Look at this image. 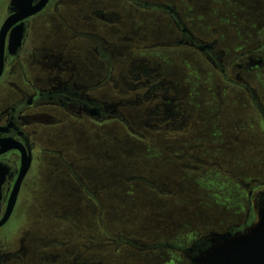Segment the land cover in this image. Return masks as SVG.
<instances>
[{"label": "rangeland", "instance_id": "1", "mask_svg": "<svg viewBox=\"0 0 264 264\" xmlns=\"http://www.w3.org/2000/svg\"><path fill=\"white\" fill-rule=\"evenodd\" d=\"M67 1L72 4L59 9L64 16H87L92 9L116 12L122 21L118 29L123 37L137 40V46L179 37L167 15L126 0ZM148 1L175 7L193 35L206 43L218 41L227 53L231 48L253 49L258 43L264 0ZM8 2L0 0V23ZM120 48L124 71L128 61L138 59L156 73L174 78L181 92L182 108L174 109L178 116L160 122L158 128L148 127L143 113L153 103L129 104L131 95L120 92V88L128 91L124 85L115 89L108 83L91 93L99 98L100 92H106L104 101L110 104L122 101L117 112L129 127L114 118L97 122L65 117L64 125L52 128L57 132H50L53 136L45 148L57 151L64 160L47 159L35 165L26 189L32 194L26 224L42 222L43 235L69 243L76 255L84 252L85 245L89 250L84 256L91 264H187L178 251L161 246H188L242 220L238 182L246 178L264 182L263 134L245 92L223 85L217 89V73L191 47ZM111 75L114 80L117 69ZM245 78L264 104V68ZM98 81L97 73L92 85ZM168 122L174 124L167 127ZM237 126L246 131L238 134ZM66 135L72 143H62ZM26 210L21 203L16 220ZM55 215L68 217L75 227Z\"/></svg>", "mask_w": 264, "mask_h": 264}, {"label": "flooded vegetation", "instance_id": "2", "mask_svg": "<svg viewBox=\"0 0 264 264\" xmlns=\"http://www.w3.org/2000/svg\"><path fill=\"white\" fill-rule=\"evenodd\" d=\"M39 1L34 0V4ZM126 1L144 10L167 15L179 31L178 39L137 46V40L123 37L122 31L118 29L117 24L122 21L116 12L92 9L87 16H64L59 9L72 4L67 0H50L41 12L23 20L20 45H17V26L21 22L8 31L0 77V264H91L84 256L87 253L85 250H89L85 245L84 252L76 255L69 249V243L59 241L57 236L43 235L42 222L26 224L28 204L32 200V194H27L26 189L35 165L47 159L64 160L57 151L45 148L47 141H51L49 137L53 136L50 132H57L52 128L64 125L65 117L97 122L111 118L123 121L117 112L122 101L110 104L104 101L106 92H100L99 98L92 97L91 93L105 88L108 83L114 85L115 89L124 85L128 91L120 88V92L125 96L131 95L128 96L129 104L142 106L153 103V107H147L143 113L148 127L158 128L160 122L178 116L174 109L182 108V102L179 101L181 92L174 78L156 73V70L138 59L128 61L124 71L120 47H191L217 73V89L223 85L245 92L264 138V104L245 78L264 68V20L259 25L258 43L253 49L231 48L227 53L226 49L219 46L218 41L206 43L193 35L182 23L175 7L148 0ZM10 4L11 0L0 29L13 14ZM42 16L45 19L38 22L37 19ZM103 68L105 72L102 75ZM116 69L117 75L113 80L111 74ZM97 73L99 81L92 85V79ZM184 121L185 116L182 122ZM123 124L129 127L125 121ZM172 124L174 123L168 122L166 126L170 127ZM180 125L183 123L180 122ZM244 125L241 127H245ZM245 131L237 126L238 134ZM39 134L41 138L38 137ZM59 134L65 135L64 132ZM43 136L47 137L46 141ZM62 143L72 142L66 135ZM26 163L29 166L18 183ZM199 163L206 164L202 160ZM184 166L198 169L196 166ZM68 170L70 176L88 191L85 184L78 177L75 178L74 171L71 168ZM238 183L242 191L243 218L219 233L229 232L233 236L250 234L264 209V182H260L258 178H246ZM16 186V200L11 208L10 201ZM24 202L27 210L24 211L23 218L16 220L21 216L20 204ZM62 213L66 216V211ZM65 216L55 215L70 223V228H74L75 224ZM13 243L15 246H10ZM192 243L188 246L167 243L176 248L167 247L166 244L161 247L178 251L187 260V264H190L186 253L180 248L189 247Z\"/></svg>", "mask_w": 264, "mask_h": 264}, {"label": "water", "instance_id": "3", "mask_svg": "<svg viewBox=\"0 0 264 264\" xmlns=\"http://www.w3.org/2000/svg\"><path fill=\"white\" fill-rule=\"evenodd\" d=\"M50 0H11L10 11L13 13L0 29V77L3 71L6 37L9 29L18 22L17 45L21 44L23 20L41 12ZM29 163L23 165L21 176L24 177ZM17 183V186H18ZM17 186L10 201L11 208L17 195ZM4 222V221H3ZM167 247L176 246L166 244ZM183 250L190 264H264V209L258 223L250 234L233 236L231 233L210 232Z\"/></svg>", "mask_w": 264, "mask_h": 264}]
</instances>
